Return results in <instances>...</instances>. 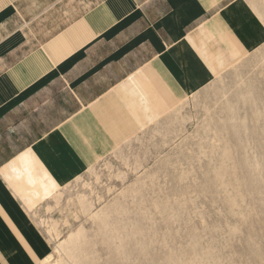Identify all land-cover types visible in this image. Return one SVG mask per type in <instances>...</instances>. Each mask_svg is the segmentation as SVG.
<instances>
[{"label": "crops", "instance_id": "1", "mask_svg": "<svg viewBox=\"0 0 264 264\" xmlns=\"http://www.w3.org/2000/svg\"><path fill=\"white\" fill-rule=\"evenodd\" d=\"M264 0H0V264H40L56 191L264 45Z\"/></svg>", "mask_w": 264, "mask_h": 264}, {"label": "rangeland", "instance_id": "2", "mask_svg": "<svg viewBox=\"0 0 264 264\" xmlns=\"http://www.w3.org/2000/svg\"><path fill=\"white\" fill-rule=\"evenodd\" d=\"M32 215L40 264H264V45Z\"/></svg>", "mask_w": 264, "mask_h": 264}, {"label": "bare ground", "instance_id": "3", "mask_svg": "<svg viewBox=\"0 0 264 264\" xmlns=\"http://www.w3.org/2000/svg\"><path fill=\"white\" fill-rule=\"evenodd\" d=\"M141 208V206H140ZM164 213H160V215L162 216ZM136 217V222H139L137 223L138 225H142L144 224L146 218L142 215V214H135L134 215ZM133 218V217H132ZM151 222H150V226H151ZM154 227V226H152ZM139 229V228H137ZM188 254H190V256L192 258H194V251L192 252L191 250L188 251ZM172 261H174L175 263H181V264H191L192 261L194 260H191V258H188L187 256L183 255V254H180L179 256H174V257H171ZM190 259V260H189Z\"/></svg>", "mask_w": 264, "mask_h": 264}]
</instances>
